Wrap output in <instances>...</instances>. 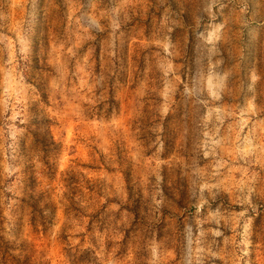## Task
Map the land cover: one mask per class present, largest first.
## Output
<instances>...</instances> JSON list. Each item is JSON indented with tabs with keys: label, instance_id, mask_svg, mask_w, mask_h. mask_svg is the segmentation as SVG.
<instances>
[{
	"label": "rangeland",
	"instance_id": "rangeland-1",
	"mask_svg": "<svg viewBox=\"0 0 264 264\" xmlns=\"http://www.w3.org/2000/svg\"><path fill=\"white\" fill-rule=\"evenodd\" d=\"M0 264H264V0H0Z\"/></svg>",
	"mask_w": 264,
	"mask_h": 264
}]
</instances>
